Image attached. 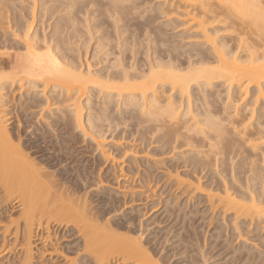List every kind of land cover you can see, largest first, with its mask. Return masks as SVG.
<instances>
[{
  "label": "bare ground",
  "instance_id": "bare-ground-1",
  "mask_svg": "<svg viewBox=\"0 0 264 264\" xmlns=\"http://www.w3.org/2000/svg\"><path fill=\"white\" fill-rule=\"evenodd\" d=\"M70 128L94 144L90 173L70 169ZM156 188L185 195L205 234L221 216L238 264H264V0H0V213H18L0 233L21 240L19 264L64 236L81 242L69 264H194L107 218Z\"/></svg>",
  "mask_w": 264,
  "mask_h": 264
},
{
  "label": "rangeland",
  "instance_id": "rangeland-1",
  "mask_svg": "<svg viewBox=\"0 0 264 264\" xmlns=\"http://www.w3.org/2000/svg\"><path fill=\"white\" fill-rule=\"evenodd\" d=\"M181 29V28H180ZM179 28H177V30L179 31L180 30ZM177 30L175 31V30H170V32H167V34H169V36L167 37V41H168V38L171 40V41H169V42H173V41H179L180 39V37L178 38L177 36H176V32H177ZM167 31H169V30H167ZM171 33V34H170ZM173 34H175V35H173ZM172 36H174V37H172ZM176 36V37H175ZM176 38H178V39H176ZM187 41V40H186ZM186 41H184V42H186ZM90 61V60H89ZM93 70H96L97 68H92ZM80 99V98H79ZM79 102L81 103V106H82V104H84V101H83V99L81 98L80 100H79ZM85 110V108H83L82 109V113H84L85 114V112L86 111H84ZM35 112H38L39 111V109H35L34 110ZM47 115V114H46ZM39 118V117H38ZM70 127H72V126H70ZM70 130V131H69ZM74 130V131H73ZM68 133H70L68 136L70 137L71 136V139H72V137H73V140H71V142H72V144H73V142H75V140L77 141V143L75 142V148H77V150L79 151H81V152H79V153H82L83 155H81V154H78L77 153V155H78V158L76 157V158H73V161H72V163H71V167H70V169H77L78 171L79 170H82V171H80V172H87V170L88 171H90L91 170V160H93L95 157L97 158V151H95V149L94 148H91V147H93L92 145H94V144H92L91 146H90V143L88 142V140L86 139V138H84L83 139V137L80 135V133L78 132V130L76 129H74V128H70V129H68ZM79 134V135H78ZM82 139V140H81ZM53 141H55V140H53ZM70 142V141H69ZM70 142V143H71ZM83 142V143H82ZM101 142H103V141H101ZM82 143V144H81ZM89 143V144H88ZM54 144H55V142H54ZM104 144H108L107 143V141H104ZM78 145V146H77ZM82 145V146H81ZM86 145V146H85ZM41 146H43V145H41ZM82 149H81V148ZM89 148V149H88ZM55 148H53V149H47V150H44L43 151V154H45L46 155V157H49L50 155H52L53 154V150H54ZM50 150H52V151H50ZM84 150V151H83ZM87 150V151H86ZM91 150H94L96 153L94 154V151H92L91 152ZM84 152H86V153H84ZM91 153H93V155L95 156V157H92L93 155L91 154ZM85 154V155H84ZM87 154V155H86ZM89 155H92V156H89ZM79 156H81V158L79 157ZM93 158V159H92ZM75 160H76V162H75ZM98 160V159H97ZM120 161V160H119ZM120 163V162H119ZM88 165H90V166H88ZM76 167V168H75ZM90 167V168H89ZM127 167V165L126 164H123L122 165V168H126ZM79 168V169H78ZM86 168V169H85ZM55 169H59V170H61L62 169V167L61 166H57ZM85 171H84V170ZM90 169V170H89ZM126 170V169H125ZM91 172V171H90ZM90 172H87V173H90ZM96 172V171H95ZM118 172V171H117ZM73 174V173H72ZM194 178H195V175H194ZM95 179V178H94ZM105 183V182H104ZM105 184H102V185H100L101 187H105V189H108V190H111V191H107V194L108 195H111V196H115V199H116V201L118 202L117 204L119 205V206H122V203H121V201L122 200H120V199H122V197L119 195H115V193H114V191H115V183H113L112 184V182L111 183H109L108 185L109 186H111V187H109L107 184L104 186ZM113 185V186H112ZM115 185V186H114ZM151 185H152V183H151ZM93 188V190L91 189L90 191H91V193H93L90 197H89V200H93V201H97L99 198H100V201H102V199H101V191H100V193H99V191H98V189H96V188H94V187H92ZM100 188V187H99ZM95 190V191H94ZM97 190V191H96ZM116 190H117V188H116ZM89 191V189H88V192H90ZM146 191V190H145ZM108 192H110V194L108 193ZM103 193H105L106 194V190L105 191H103ZM166 193V194H165ZM149 194H150V197L148 198V199H146V197H144L143 198V196H141V197H133L134 199H135V203L133 204L132 202L134 201V199H133V201H132V199H131V203H128V205L126 204L124 207H123V209L121 208V213L119 214L118 212H116L115 214L114 213H111V215H108V217L107 218H111L112 216H117V217H120V220H121V216L122 215H126V218H129V217H134V221H135V226H133L132 228H131V232H132V234H133V236H136L137 235V232H138V227H136V226H139V223L138 222H141V223H143V224H141V226H140V228L141 229H139V230H142L143 229V231H144V233H143V237H142V239H141V241L143 242V244L145 245V246H149V248L150 249H154V247H155V251H158V252H160V254H162V255H166V256H172V255H174V254H176V258L178 257V258H181L182 260L184 259V260H186V262H188V263H190L191 261H193L194 262V264L196 263V262H198V263H196V264H201V260H202V258H201V256H200V254L202 253V254H204V255H206L205 256V259H207L208 260V264H238L237 262H236V256L238 257V254L239 253H236V254H233L230 250H234L236 247H238L237 245H240V242H241V240L240 239H233L232 237L234 236V233L233 234H231V232H230V230H229V226H227V224H226V222L224 223V221H223V219H222V221L223 222H221V219H220V217L221 216H216V220H215V222L214 221H212V225L210 226L211 227V230H210V234L211 235H209V233L208 234H205V226H206V224H205V222L206 221H204V224H203V221H202V217L200 218V217H195V207L194 208H189V206H187L186 207V205L187 204H185L183 207H181L182 209L181 210H178L177 209V206H179V204L180 203H182V204H184L185 203V199H183L184 198V196H178L177 197V199H175V200H173L172 198H171V195H168V194H170V193H168L167 194V192H164L163 194H159L158 193V188H156L155 190H154V192H153V189H152V192H151V190H149ZM149 194H148V192H147V195L149 196ZM154 196H153V195ZM157 194V195H156ZM165 194V195H164ZM161 195V196H160ZM168 195V196H167ZM151 197H153V198H151ZM160 197H162V199H160ZM168 197L170 198L169 199V201L168 202H166L165 204H164V202L168 199ZM181 197H183V198H181ZM158 198V199H157ZM180 198V199H179ZM137 199V200H136ZM157 199V200H156ZM153 200V201H152ZM156 200V201H155ZM163 200V201H162ZM171 200V201H170ZM176 200H178V201H176ZM183 200V201H182ZM129 201V200H128ZM139 201V202H138ZM160 201H161V203L163 202V204H161L160 203ZM151 202V203H150ZM154 202V203H153ZM155 202H156V204H155ZM173 202H175L173 205V207H170L169 206V203H173ZM184 202V203H183ZM191 202H195V199L194 200H192ZM95 204V203H94ZM129 204H130V206H129ZM133 204V205H132ZM146 204H147V206H146ZM135 205V206H134ZM150 205L151 206H154L152 209L153 210H151V208H150ZM161 205V206H160ZM131 206H133V207H135L136 209L134 210V212H131L130 210H128ZM157 208H156V207ZM138 207V208H137ZM165 207V208H164ZM145 208V209H144ZM159 208V209H158ZM163 208V209H162ZM186 208V209H185ZM126 209V210H125ZM162 209V210H161ZM167 209H169V210H167ZM193 209H194V211H193ZM12 209H9V211H8V213L6 212V213H0L1 215H0V227H1V225L3 224V226L2 227H4L5 225L7 226V224H8V219L9 218H16V216L18 215V213H17V211L16 210H12ZM125 211V212H124ZM129 211V212H128ZM137 211V212H136ZM164 211V212H163ZM167 211V212H166ZM177 211H179V212H177ZM181 211V212H180ZM186 211V212H185ZM122 212H124L123 214H122ZM127 212V213H126ZM130 212H131V214H130ZM157 214H155V213ZM165 212H166V215H165ZM135 213V214H134ZM141 213V214H140ZM143 213V214H142ZM188 214V213H191L192 214V216H191V214L189 215H187V217L184 219V220H179L178 219V217L179 216H181V217H183L182 216V214ZM4 214H6L7 216H9V217H7L6 215H4ZM139 214V215H138ZM175 214V215H174ZM178 214V215H177ZM121 215V216H120ZM132 215V216H131ZM144 215V216H143ZM173 215V216H172ZM177 215V216H176ZM129 216V217H128ZM163 216V217H162ZM170 216V217H169ZM138 217V218H137ZM141 217V218H140ZM145 217V218H144ZM147 217V218H146ZM177 217V218H176ZM155 218V219H154ZM168 218H170V219H168ZM173 218V219H172ZM192 219V221H191V219ZM139 219H141L140 221H139ZM177 219V220H176ZM144 220V221H143ZM153 220H154V222H153ZM156 220V221H155ZM170 220V221H169ZM188 220V221H187ZM150 221V222H149ZM176 221V222H175ZM194 221V222H193ZM218 221V222H217ZM103 222V221H102ZM162 224H160V223ZM191 222V223H190ZM138 223V224H137ZM152 223V224H151ZM179 225H178V224ZM187 223V224H186ZM192 223H193V225H192ZM217 223V224H216ZM102 224V223H101ZM175 224V225H174ZM219 224V225H218ZM224 224V226L226 227H224V226H222ZM148 225V226H147ZM160 225V226H159ZM169 225V226H168ZM172 225V226H171ZM176 225H178V226H176ZM222 227H221V226ZM143 226V227H142ZM150 226V227H149ZM153 226V227H152ZM170 228H168V227ZM188 226V227H187ZM190 226V227H189ZM217 227H219V228H217ZM148 228V229H147ZM172 228V229H171ZM178 228L179 229H181L180 231L178 230ZM199 228V229H198ZM228 228V229H227ZM137 229V230H136ZM176 229V230H175ZM182 229H183V231H182ZM192 229V230H191ZM201 229V230H200ZM204 229V230H203ZM214 229H216V230H214ZM222 229V230H221ZM225 229H226V231H225ZM146 230V231H145ZM166 230V231H165ZM186 230H187V232H186ZM194 230V231H193ZM221 230V231H220ZM223 230H224V233H223ZM152 231V232H151ZM159 231V232H158ZM169 231V232H168ZM173 231V232H172ZM203 231V232H202ZM214 231V232H213ZM219 231V232H218ZM230 232V233H228V232ZM0 232H2V231H0ZM170 232H172V233H170ZM183 232V233H182ZM215 232H217V233H215ZM149 233V234H148ZM161 235H160V234ZM175 233V234H174ZM177 233H179L178 235H177ZM195 234H200V235H198V243L199 242H202L203 241V239L204 238H206L207 239V243L206 244H211L210 245V247H209V245H208V247H207V245L206 246H204L203 248L201 247L202 246V243H201V246H200V249L199 248H197L195 245L196 244H194L195 243ZM227 234V235H226ZM145 235V236H144ZM154 235V236H153ZM158 235V236H157ZM178 236V238H177V236ZM208 235V236H207ZM218 235V236H217ZM225 235V236H224ZM233 235V236H232ZM152 236V237H151ZM156 236V237H155ZM167 236V237H166ZM174 236H176L175 238H174ZM190 236V237H189ZM204 236H206V237H204ZM210 236V237H209ZM230 236H232V237H230ZM2 237H3V235H2V233H0V264H19V262H20V257H21V251L19 250L20 249V243H21V240H19V239H17L16 241H14V239L13 238H11L12 236H8V235H4V241H2L1 239H2ZM170 237V238H169ZM182 237V238H181ZM204 237V238H203ZM213 238V239H210V238ZM144 238V239H143ZM172 238V239H171ZM174 238V239H173ZM176 238H177V240H176ZM185 238V239H184ZM223 238V239H222ZM63 240H60V241H58L57 243H56V245H55V241L54 240H51V243H48V245L47 246H45L44 248H42V246H40V245H37L36 244V242H35V244L33 243L32 245H31V248H32V254H33V258H32V264L34 263V264H69V261L71 260V258L70 257H72V258H75V257H73L74 255H72L71 253H73L72 252V250H74V248H75V246L77 245V244H81V242H76V241H80V240H78V239H76V237L74 236H64L63 238H62ZM147 239V240H146ZM165 239H166V241H165ZM225 239V240H224ZM233 239V240H232ZM76 240V241H75ZM170 240V241H169ZM175 240V241H174ZM230 241V243H229V241ZM13 241V242H12ZM20 241V242H19ZM168 241V242H167ZM191 241V242H190ZM209 241V242H208ZM228 243H226V242ZM234 242V243H232V242ZM240 241V242H239ZM4 242V243H3ZM146 244H145V243ZM156 242V243H155ZM174 242L177 244V245H175L174 244ZM182 242V243H181ZM186 242V243H185ZM194 242V243H193ZM213 242V243H212ZM3 243V244H2ZM159 243V244H158ZM162 243V244H161ZM164 243V244H163ZM226 243V244H225ZM237 243V244H236ZM239 243V244H238ZM50 244V245H49ZM74 244H76V245H74ZM192 244V245H191ZM33 245H35V247L33 246ZM53 245V246H52ZM55 245V246H54ZM74 245V246H73ZM168 247H167V246ZM175 245V246H174ZM188 245V246H187ZM221 245V246H220ZM7 246V248L9 249V251L6 253V254H4L3 256H2V251L4 250V248ZM16 246V247H15ZM38 246V247H37ZM52 246V247H51ZM72 246V247H71ZM173 246V247H172ZM214 246V247H213ZM216 246V247H215ZM232 246V247H231ZM234 246V247H233ZM54 247L55 248H59L60 249V251H62V250H64V253L66 254V255H64V256H66V258L67 257H69L70 258V260H69V258H67V259H62L61 257H58V255H55V253H54ZM71 247V248H70ZM160 247H162V249L160 248ZM167 247V248H166ZM232 249H231V248ZM15 248V249H14ZM38 248H41V249H38ZM53 248V249H52ZM70 250V252H69V250ZM160 248V249H159ZM164 248V249H163ZM177 248V249H176ZM209 248V249H208ZM218 248V249H217ZM234 248V249H233ZM36 249H38L39 251H42V252H44V254H42L43 256H38V255H41V254H39V251L38 250H36ZM167 249V250H166ZM196 249V250H195ZM201 249H203V250H201ZM212 249V250H211ZM45 250H46V252H45ZM58 250V249H57ZM186 250V251H185ZM191 250V251H190ZM197 250H199V252L197 251ZM222 250V251H221ZM228 250V251H227ZM20 251V252H19ZM48 251V252H47ZM52 251H53V253H52ZM59 251V250H58ZM66 251H67V253H66ZM176 251V252H175ZM188 251V252H187ZM226 251V252H225ZM192 254H191V253ZM196 252V253H195ZM204 252V253H203ZM208 252V253H207ZM210 252V253H209ZM217 252V253H216ZM34 253H35V256H34ZM36 253H38V254H36ZM178 253V254H177ZM182 253H184V254H181ZM207 253V254H206ZM223 253V254H222ZM230 253H232V254H230ZM74 254V253H73ZM188 254V255H187ZM194 254H196V255H194ZM222 254V255H221ZM70 255H72V256H70ZM229 255H231V256H229ZM236 255V256H235ZM20 256V257H19ZM49 256H50V258H49ZM189 256V257H188ZM199 256V257H198ZM211 256V257H210ZM234 256H235V258H234ZM13 257V258H12ZM37 257V258H36ZM39 257V258H38ZM42 257V259L40 260V258ZM55 257V258H54ZM187 257V258H186ZM52 258V259H51ZM211 258V259H210ZM233 258H234V260H233ZM35 259V260H34ZM38 259V260H37ZM191 259V260H190ZM213 259H214V261H213ZM217 259V260H216ZM47 260H49V261H47ZM51 260V261H50ZM190 260V261H189ZM223 260V261H222ZM226 260V261H225ZM229 260V261H228ZM196 261V262H195ZM50 262V263H49ZM65 262V263H64ZM71 262V261H70ZM218 262V263H217ZM230 262V263H229ZM190 264H193V263H190Z\"/></svg>",
  "mask_w": 264,
  "mask_h": 264
}]
</instances>
